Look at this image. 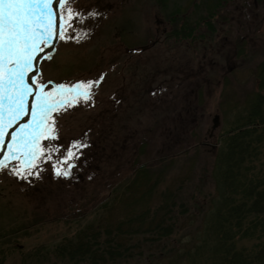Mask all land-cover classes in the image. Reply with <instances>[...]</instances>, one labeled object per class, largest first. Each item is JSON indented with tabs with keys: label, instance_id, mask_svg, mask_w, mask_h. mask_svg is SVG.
<instances>
[{
	"label": "rangeland",
	"instance_id": "rangeland-1",
	"mask_svg": "<svg viewBox=\"0 0 264 264\" xmlns=\"http://www.w3.org/2000/svg\"><path fill=\"white\" fill-rule=\"evenodd\" d=\"M54 1L58 25L63 10ZM230 1L216 13L213 0H67L76 12L65 33L69 39L57 36L41 45L28 73L30 86L35 91L33 78L48 92L61 84L96 83L87 100L51 113L53 135L41 139L43 153L34 167L15 159L0 167V264H71L56 258V246H71L88 227L102 241L107 228L129 220L135 226L145 213L151 221L170 211L174 200L172 213L184 201L189 218L201 220L177 216L162 225L167 236L161 240L150 244L140 235L125 242L143 251L127 264H188L179 256L199 245L200 221L218 206L214 169L220 139L244 124L255 98L264 107V4L248 15L245 34L244 15ZM211 10V34L199 20L196 39L169 35L185 18L192 31L199 15ZM170 13H176L171 26ZM34 98L29 115L4 138L0 160L11 132L30 119ZM242 131L247 133L240 140L250 139L256 153L244 167L263 176L264 129ZM69 149L73 156L66 160ZM239 244L249 248L254 242Z\"/></svg>",
	"mask_w": 264,
	"mask_h": 264
},
{
	"label": "trees",
	"instance_id": "trees-1",
	"mask_svg": "<svg viewBox=\"0 0 264 264\" xmlns=\"http://www.w3.org/2000/svg\"><path fill=\"white\" fill-rule=\"evenodd\" d=\"M213 1V11L217 13L219 12L218 9L222 7L221 3L224 4L227 0ZM260 2L264 4V0H238L237 2L233 0L229 2L232 6H239L241 13L244 15L240 29L243 33L246 34L250 31L248 30V15L258 13L254 12L255 5ZM213 11H209L207 17L200 18L199 15L200 19H196L192 31H190L192 24L188 22L189 18H185L184 25L171 33L169 32V35L173 39H196L197 36H193L194 31L196 29L199 32L202 22L209 26L210 32L208 35L211 34L215 30L209 22ZM175 14L170 13V17L166 18V23L170 26L172 25L170 20H173L172 17ZM228 14H231V12L229 11ZM245 15L247 16L245 17ZM199 20H202V22L199 23ZM237 44H241L238 39L236 47ZM255 99L251 104L244 124L237 127V130L229 131L220 139L222 144L215 156L216 165L214 169L219 181V194L215 197V200H218V204H216L218 206L203 217V221H200V226L203 227L200 230H202L203 235L199 245L194 249H184V252L179 256L181 259L186 257L188 264H264V175L252 173L250 167H244L245 161L248 162L249 158L256 155V153L252 151V148L250 149L252 144L250 139L240 140L247 133L242 131V127L250 128L252 133L259 128L264 129V107L263 109L261 107L263 103L259 100V97ZM257 139L259 138L257 137L255 142H257ZM250 172V178H247ZM235 181H237L236 184H233ZM215 202L217 203V201ZM176 204L174 200L170 205V211L165 210L166 213H160L161 215L155 214L151 221L146 222L144 220L148 217L145 213L134 220V222H138L135 226L131 224L133 221L129 220L127 224L125 222L114 225V229H112L113 227L107 228L105 235H103L105 238L102 241H99L101 238L100 233L88 227L87 231L80 232L81 235L79 236L81 238L71 242V246L66 248L56 246L53 251L54 255L60 260L66 259L71 264H127L135 254L141 256L140 254L143 251L136 244L129 248V245H125V242H132L140 235L145 238L147 236L146 241L149 240L148 243L150 244L159 241L167 236L163 232L162 225L178 217L184 221L188 219L189 222L194 220L196 223L201 220V218H189L192 212L184 209L188 207L184 201H180L178 205L180 209L178 213L181 215L172 213L175 211ZM198 213L199 216L202 215L201 209L198 210ZM193 217L197 216L194 215ZM122 226L126 227L122 229ZM87 233L92 235L88 236ZM124 234H127V236H124ZM244 240H253L254 244L249 248H243L239 242ZM134 249L140 250L133 254ZM153 259L155 260V258ZM171 264H177V261L173 260Z\"/></svg>",
	"mask_w": 264,
	"mask_h": 264
},
{
	"label": "snow or ice",
	"instance_id": "snow-or-ice-1",
	"mask_svg": "<svg viewBox=\"0 0 264 264\" xmlns=\"http://www.w3.org/2000/svg\"><path fill=\"white\" fill-rule=\"evenodd\" d=\"M53 5L54 0H0V146L4 145L8 130L29 115L27 98L35 97L28 122L18 124L11 132L8 151L0 160V167H6L11 159L19 160L25 167H34L43 153L41 139L53 135V125L49 124L51 113L81 97L87 100L92 84L96 83L61 84L51 92L45 91L34 78L32 85L36 86L35 91L28 84L26 77L33 71L38 53L43 51L41 45H50L57 36L69 39L65 33L71 27L76 12L67 0H58L63 11L57 25V12ZM72 156L73 151L69 149L66 160ZM20 172L21 169H16L17 174ZM60 174L57 169V175Z\"/></svg>",
	"mask_w": 264,
	"mask_h": 264
},
{
	"label": "bare ground",
	"instance_id": "bare-ground-1",
	"mask_svg": "<svg viewBox=\"0 0 264 264\" xmlns=\"http://www.w3.org/2000/svg\"><path fill=\"white\" fill-rule=\"evenodd\" d=\"M55 5H56V1H54V5H53L54 8H56ZM38 57H39V53H38V55H37V58L34 60V62L38 59ZM34 62H33V63H34ZM26 80H27V82H29V75L26 77ZM28 100H29V99H28ZM28 103H29V101H28ZM13 126H14V125H13ZM13 126H12V128H10V129L8 130V134H9V132L13 129ZM0 151H1V147H0Z\"/></svg>",
	"mask_w": 264,
	"mask_h": 264
},
{
	"label": "water",
	"instance_id": "water-1",
	"mask_svg": "<svg viewBox=\"0 0 264 264\" xmlns=\"http://www.w3.org/2000/svg\"><path fill=\"white\" fill-rule=\"evenodd\" d=\"M55 7H56V5H55ZM217 125H218V116L215 115L213 118L212 130H214L217 127Z\"/></svg>",
	"mask_w": 264,
	"mask_h": 264
}]
</instances>
